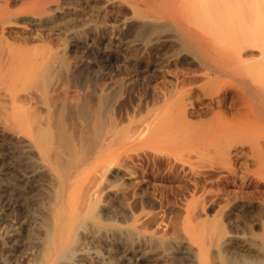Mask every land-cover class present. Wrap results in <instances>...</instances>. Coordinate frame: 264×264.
I'll return each instance as SVG.
<instances>
[{"label":"bare ground","instance_id":"bare-ground-1","mask_svg":"<svg viewBox=\"0 0 264 264\" xmlns=\"http://www.w3.org/2000/svg\"><path fill=\"white\" fill-rule=\"evenodd\" d=\"M121 1L154 22L156 41L167 30L181 35L199 72L168 80L151 108L123 125L110 101L126 89L124 70L109 91H87L78 78L95 32L74 45L65 36L59 55L14 58L9 42L0 44V149L12 162L0 250L31 245L25 264H179L173 254L185 244L191 264H264V189L257 203L253 192L227 188H264V0ZM58 7L0 0V34L7 23L59 19ZM78 45L77 68L67 54ZM253 46L260 49L249 59ZM232 232L240 242L228 243Z\"/></svg>","mask_w":264,"mask_h":264},{"label":"rangeland","instance_id":"rangeland-1","mask_svg":"<svg viewBox=\"0 0 264 264\" xmlns=\"http://www.w3.org/2000/svg\"><path fill=\"white\" fill-rule=\"evenodd\" d=\"M56 4H58L59 7L53 9L51 13H53V16L54 14H60L62 17L60 16V18L56 20H48L49 22L45 20L44 23L37 26H26L24 23L21 22L18 24L7 23L4 25L7 30H4L3 34H0V44H4L5 50V47H7V43L5 42H9V46L11 48V52L14 58H20L22 56L28 58L34 55L36 56L40 52L44 53V51L47 52L48 55L50 52V55L53 54V52L55 53V55H59V52H62L61 49L66 46L65 36L71 42V45H74V43L77 41H83V35L86 36L95 32V37L86 40L88 41V45L93 47V49L90 55L88 56L87 60H85L87 61V68L84 70L83 68L78 70V78H80L82 82L87 79V91H91L93 89L92 86L95 87L94 89L97 91L102 88H107V90H111V87L115 84L114 81H117V77L121 76L117 75L116 71L124 70L122 77L126 80V89L124 90L125 93L122 92V95L120 96L121 102L120 99L117 100L118 103L117 101L113 103L112 101H110L114 109L112 112H114V115H116L118 119H122L121 123L123 125L127 124L126 122L128 121V117H132L134 113L136 119L143 116L145 114V111L151 108L152 99L155 93L160 91V89L166 87L165 84L168 80H182V78H186L191 73L199 72L200 66L197 65L196 60H194L188 52L181 50L183 46L182 44L184 43L181 42V40L183 41V37H181V35H178L170 29L171 33L167 32V30L163 34L165 35L169 33L168 37L163 38L164 40L159 39V42L156 41L154 39V30L151 33L153 29L152 25H154V22H151V20H149L148 18H146V20L140 18L136 19L134 16H132L135 15L136 12L133 11L130 6L123 3L121 0H46V6L49 8H54ZM23 17L25 16L20 15L18 18ZM34 18H37V16H34ZM145 25L146 27L149 26V28L144 27ZM36 31L40 33V36L43 35L41 36L42 38H36ZM11 35H13L16 40L13 41ZM27 37H34V41L28 40V43H24L21 40L22 38ZM43 38L45 39L43 40L45 44L40 41V39L42 40ZM160 42L162 45H160ZM157 43L159 44L157 45ZM157 46L159 49L156 48ZM253 47L254 48L252 49L251 47H249L251 52L247 50L248 47L244 50L246 51L249 59L252 58L253 54L255 56L253 57V59L256 58L255 54L258 53L260 49L259 46H257V48L256 46ZM65 48H68V46ZM81 48L82 46L78 45L74 48V50L76 51L73 50L74 52L70 53L69 55L67 54V60H69L70 66L75 65V67H77V64L79 65V63L77 61H74V59L77 60L75 56L79 54V56H83L82 52L84 51H81V53H79ZM77 49L80 50L77 52ZM66 50L67 49H65V51ZM48 51L50 52L48 53ZM71 54L74 56V58ZM105 54L114 56V59L106 65V68L104 67L103 69V67L100 64H97V62L101 60V55ZM101 69H103L104 72L102 70L101 73ZM203 81L202 79H199L193 84L198 85ZM94 82H96V84H94ZM186 82L187 84L190 83L186 80H184L183 83L186 84ZM75 91L76 89L73 86L70 91V96H76ZM90 97L88 99V102H90L92 105L96 102V98L94 95ZM122 103L124 104L123 107ZM120 104L121 107H119ZM202 118L205 120L206 116H202ZM134 122L135 124L138 123L137 121ZM134 122L132 123L134 124ZM245 147L248 149L247 145ZM100 148L101 147L97 146V148L95 149ZM8 149H0V159H3L4 161L3 164L1 163L0 165V215L2 216L6 215L10 211L8 209L7 204L10 202L8 200L11 198V196L9 198L7 188L10 187L12 180L11 172H6L12 170V162L11 159H4V156L9 154L10 150ZM114 149L126 148L123 147ZM190 155L192 156L191 159H197L194 155V152H191ZM198 164L202 163L199 162ZM237 180L240 181L239 179ZM151 182L152 184H155L159 187H167L171 184H175L172 183V181L153 180ZM227 188L234 191L241 190V192L243 191L244 193H246L248 197H251V194L253 192L254 197L252 196L251 198L257 201V203H259V199L263 198L261 192H259L258 194V190L262 191V189H264L263 187L259 188L256 186H246L240 188L230 186ZM249 192L251 193L250 195ZM255 192H257V196H255ZM109 197H113L112 194H110ZM255 197L257 200L255 199ZM113 200H115V198ZM255 201L253 202L255 203ZM2 205L3 207L6 206L7 208H3ZM3 217L5 218V216ZM237 235L236 233L234 234V232H232V237H229L231 239L228 240V243H234L235 241L240 242L241 236L239 235L238 238ZM236 237L240 240H238ZM18 247V250H13L11 252L8 251L9 248L7 246L2 247V249L0 250V258L2 256L3 258L5 257V259L8 257L9 264L28 263V258L30 257V253L31 251L33 252L34 248H31V245L27 244L26 246H23L22 243L18 244ZM1 251L4 253H1ZM173 255H175L174 257L177 256L176 258L180 259H178L180 261L179 264H191V261L189 259L190 252L187 250L185 244H182L179 248H177L174 251ZM146 256L148 258H151V254H146ZM3 260L1 258L0 262H3ZM136 260H139V258H136Z\"/></svg>","mask_w":264,"mask_h":264}]
</instances>
